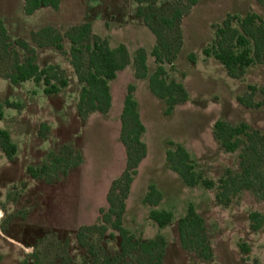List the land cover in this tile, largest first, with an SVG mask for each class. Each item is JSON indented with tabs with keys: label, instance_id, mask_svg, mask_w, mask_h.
Here are the masks:
<instances>
[{
	"label": "rangeland",
	"instance_id": "obj_1",
	"mask_svg": "<svg viewBox=\"0 0 264 264\" xmlns=\"http://www.w3.org/2000/svg\"><path fill=\"white\" fill-rule=\"evenodd\" d=\"M171 1L157 0L156 7L163 8ZM137 6L134 0H62L58 10L41 7L27 15L24 0H0V18L11 40L27 41L36 49L38 65L58 66L69 83L60 93L49 96L44 93L43 83L27 80L13 85L0 77V131H7L17 148L14 157L9 158L0 146V264H66L65 242L71 264L91 260L86 249L79 246L76 234L83 226L99 223L101 210L106 212L109 207L111 184L126 168V149L120 133L130 84L135 85L134 95L146 126L143 139L148 152L126 200L124 227L141 241L162 233L167 241L165 264H264V224L253 231L249 218L252 212L264 216V200L243 191L228 206L219 205L217 188L207 189L202 184L188 187L166 160V152L172 148L168 142L172 141L182 144L197 163V170L216 183L227 169L241 171V150L226 152L214 136V124L218 120L233 125L247 123L264 133V108L250 109L238 102L248 85H264V64L250 67L237 80L228 76L221 62L206 57L203 51L215 37V26L222 25L227 15L244 17L255 13L264 20V7L257 0H200L185 14L181 51L164 66L169 80L183 82L189 100L166 115L165 102L151 93L148 79L135 77L139 49L147 54L148 75L157 68L151 55L156 38L136 17ZM86 22L92 28L89 42L98 36L111 47L124 44L130 63L110 83V111L96 112L83 120L77 111L83 84L70 62V42L64 40L68 55H63L54 47H37L31 33L51 26L65 35ZM233 26L238 27V23L234 21ZM12 48L22 61L26 58L21 48ZM10 68L11 57L2 56L0 51V73ZM7 101L20 107L8 106ZM63 146L79 151L83 162L66 175L60 172L50 184L31 177L30 166L38 168L47 163L48 155ZM151 184L163 193L157 206L143 203ZM191 203L205 219L215 254L211 261L200 260L181 247L178 221ZM152 209L171 211V224L160 229L149 218ZM101 244L111 256L121 252L120 238L111 227ZM241 244H246L249 251L243 252Z\"/></svg>",
	"mask_w": 264,
	"mask_h": 264
},
{
	"label": "trees",
	"instance_id": "obj_2",
	"mask_svg": "<svg viewBox=\"0 0 264 264\" xmlns=\"http://www.w3.org/2000/svg\"><path fill=\"white\" fill-rule=\"evenodd\" d=\"M62 0H24V12L33 14L41 7L58 10ZM137 3L136 17L155 35L156 45L151 55L157 64L156 70L148 75L147 54L139 49L135 56V77L148 79L151 93L164 100L165 114L171 115L175 108L189 100V93L181 81L169 80L164 66L172 63L183 46L181 33L182 19L200 0H172L163 8H157V0H134ZM264 7V0H257ZM147 6H144V4ZM238 27L233 26V22ZM92 28L89 22L72 27L62 35L54 27H45L32 32V40L39 48L54 47L63 55H68L64 40L71 44L70 62L73 65L78 81L83 84L77 111L86 120L93 113L107 114L112 107L110 83L117 78L120 71L130 63L129 52L124 44L111 47L107 40L93 36L89 42ZM16 45L27 55L22 61ZM0 51L2 56L11 57V68L1 74L13 85L33 80L44 84L46 95H55L68 86V78L58 66L49 65L41 68L37 63L36 49L23 40H11L8 31L0 18ZM206 57H213L223 64L229 77L242 79L247 70L264 64V20L255 13L244 17L227 15L222 25L215 26V37L204 51ZM3 58V57H2ZM194 62V55L190 56ZM135 85L130 84L124 99L121 113L120 141L126 149V168L110 187L107 201L108 210H101L102 217L98 224L81 227L76 234L80 247L86 249L91 260L85 264H165L167 241L162 233L153 239L141 241L123 225L126 212V200L131 185L138 174L141 162L147 156L148 148L143 137L146 126L142 121L139 103L134 95ZM260 97L259 100L256 98ZM238 102L250 109L264 108V85H248L247 92L238 96ZM8 106L19 108L20 104L6 102ZM0 103V117H2ZM213 133L221 147L228 153L241 150L239 173L227 169L218 183L207 179L197 170L198 166L189 151L182 145L169 141L172 146L166 152L169 168L176 172L188 187L202 184L207 189L217 188L216 201L219 205L228 206L232 199L243 191L264 200V133L247 123L233 125L223 120L214 124ZM0 146L9 158H13L17 148L12 143L7 131H0ZM83 162L81 153L71 146H63L59 152H51L48 162L40 167L28 168L31 177L53 183L61 172L66 175L70 169ZM163 199V193L154 185H149L143 203L157 206ZM149 218L160 228L167 227L173 221V213L168 210L152 209ZM251 229L258 231L264 224V216L259 212L249 215ZM118 233L121 252L116 256L109 255L101 240L109 228ZM181 247L193 252L200 260L211 261L214 258L213 248L208 238L205 219L198 214L195 206L188 205L185 216L178 221ZM110 237L114 235L111 233ZM243 252H248L246 244L240 245ZM63 256L66 264H71L68 254V242H65ZM37 264V263H35Z\"/></svg>",
	"mask_w": 264,
	"mask_h": 264
}]
</instances>
